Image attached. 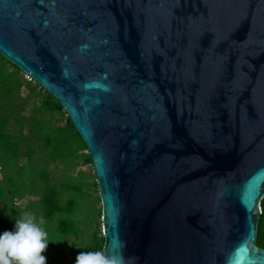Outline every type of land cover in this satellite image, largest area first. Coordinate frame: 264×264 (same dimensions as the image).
I'll use <instances>...</instances> for the list:
<instances>
[{"label": "water", "instance_id": "water-1", "mask_svg": "<svg viewBox=\"0 0 264 264\" xmlns=\"http://www.w3.org/2000/svg\"><path fill=\"white\" fill-rule=\"evenodd\" d=\"M0 56L84 143L101 250L264 264V0H0Z\"/></svg>", "mask_w": 264, "mask_h": 264}, {"label": "trees", "instance_id": "trees-1", "mask_svg": "<svg viewBox=\"0 0 264 264\" xmlns=\"http://www.w3.org/2000/svg\"><path fill=\"white\" fill-rule=\"evenodd\" d=\"M29 99V112L25 114L23 110ZM50 112L65 114L50 94L31 79L25 80L16 66L0 56V178L3 179L0 183V233L13 231L15 219L29 211L37 222L41 217L45 220L39 226L47 232L49 240L42 253L47 264H75L79 252L100 251L103 238L102 234H95L100 231L98 222L90 229L91 222H83L78 217L81 206L76 194L81 188L70 182L56 185L48 181L46 160L66 167L80 158L90 165L86 147L66 114L59 118L60 126L52 127L44 118ZM93 184L96 186L94 179ZM64 191L69 196L62 198ZM25 196L29 198L24 207L13 204V200ZM96 200L99 201L98 195ZM87 209V213L93 211L96 217L100 216V206ZM81 223L85 227H80ZM83 232L85 235L80 238ZM256 240L264 242V195L260 200Z\"/></svg>", "mask_w": 264, "mask_h": 264}, {"label": "clouds", "instance_id": "clouds-1", "mask_svg": "<svg viewBox=\"0 0 264 264\" xmlns=\"http://www.w3.org/2000/svg\"><path fill=\"white\" fill-rule=\"evenodd\" d=\"M43 217L37 222L35 215L24 212L15 219L13 231L0 233V264H47L46 256L49 240L43 225ZM125 242L114 246L111 251H81L75 258V264H135L136 257H125ZM118 249V250H117ZM230 264L234 262L230 259Z\"/></svg>", "mask_w": 264, "mask_h": 264}, {"label": "rangeland", "instance_id": "rangeland-1", "mask_svg": "<svg viewBox=\"0 0 264 264\" xmlns=\"http://www.w3.org/2000/svg\"><path fill=\"white\" fill-rule=\"evenodd\" d=\"M8 65H6L7 67ZM23 77L25 80H29V77L23 73ZM24 91V89H23ZM17 99H15V102ZM31 103V99H29L28 104L26 105L23 112L27 114L29 112V106ZM62 116V118L65 116V114H59L57 112H50L47 113L44 118L50 121V124H52V127L60 126L61 122L59 121V118ZM10 128V126H9ZM11 130V129H10ZM13 134V132H11ZM22 161V159H20ZM75 163V164H74ZM72 165H67L66 167H63L61 163L59 162H53V161H44V166L49 172L48 181L53 184H59V183H66L70 182L73 184L78 185L81 188V192L76 194L77 202L80 204L81 209L80 213L78 215L79 218L83 220V222H86V220H89L91 222L90 229H92L96 222H98V227L100 231H96V236L101 234V223H99L100 216H97L94 214L93 211L90 213H87L88 206H91L93 209H96L100 206V201L96 200V195H98L97 187L93 184L94 177L92 176V168L91 165L88 163L83 162L80 158L76 159ZM3 182V179L0 178V183ZM69 194L64 191L62 193V198L68 197ZM32 197H35L32 195ZM29 197H23L20 199L13 200V204L15 206H18L19 208H22L26 204V200ZM29 213V211H28ZM80 227H85L82 223L80 224ZM85 235V232H83L80 236V238H83ZM73 237H70V241L72 242Z\"/></svg>", "mask_w": 264, "mask_h": 264}]
</instances>
